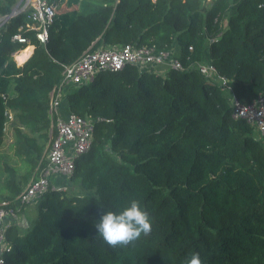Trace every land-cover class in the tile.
I'll use <instances>...</instances> for the list:
<instances>
[{"label": "trees", "instance_id": "obj_1", "mask_svg": "<svg viewBox=\"0 0 264 264\" xmlns=\"http://www.w3.org/2000/svg\"><path fill=\"white\" fill-rule=\"evenodd\" d=\"M17 1L0 0V14ZM206 1L69 0L47 44L34 40L21 66L12 54L23 45L12 36L23 16L0 30V148L9 108L12 150L25 168L0 162V202L17 214L56 134L50 93L63 65L86 50L156 45L186 67L210 59L232 87L196 67L164 74L127 64L72 88L70 111L100 118L93 144L76 158L66 191L39 198L27 227L8 226L4 264H183L194 251L202 264H264V142L231 107L233 94L245 104L264 94V0H229L215 37ZM133 198L148 210L152 234L112 248L94 223L101 209L119 212Z\"/></svg>", "mask_w": 264, "mask_h": 264}, {"label": "built area", "instance_id": "obj_2", "mask_svg": "<svg viewBox=\"0 0 264 264\" xmlns=\"http://www.w3.org/2000/svg\"><path fill=\"white\" fill-rule=\"evenodd\" d=\"M64 2L65 0H18L11 12L0 14V30L14 17L21 15L24 18V22L12 36L14 42L23 45V48L12 54L18 66L23 65L34 54L37 46L34 40L43 45L47 44L50 28ZM21 56H24L23 60H20ZM127 64L137 65L143 70L153 69L158 73L161 70L156 67L161 65L181 71L196 67L208 79H214L232 91L227 78L218 73L210 59L194 62L186 67L174 58L172 50H159L156 45L126 44L86 50L75 62L63 65V79L50 93L49 113L54 119L56 134L49 143L45 165L39 169L38 176L19 194L21 204H35L51 190L66 191L67 184H59L57 178L63 176L70 179L76 158L88 152L93 144L95 125L100 118H85L72 112L63 116L61 107L67 93L74 87L92 82L102 71H119ZM4 98L7 100L9 96L4 94ZM231 107L233 117L244 119L254 126L264 142V94L249 104L241 102L233 94ZM5 117L4 127L7 131L14 120V112L7 108ZM7 216H11L14 221L18 218L17 212L8 206L7 201L0 202V264L5 263L3 252L7 246V228L14 223H7Z\"/></svg>", "mask_w": 264, "mask_h": 264}, {"label": "clouds", "instance_id": "obj_3", "mask_svg": "<svg viewBox=\"0 0 264 264\" xmlns=\"http://www.w3.org/2000/svg\"><path fill=\"white\" fill-rule=\"evenodd\" d=\"M100 218L94 223L97 237L112 248L126 247L129 244L149 237L153 231L152 218L138 199H131L119 212L100 210ZM183 264H202L200 254L192 252Z\"/></svg>", "mask_w": 264, "mask_h": 264}, {"label": "rangeland", "instance_id": "obj_4", "mask_svg": "<svg viewBox=\"0 0 264 264\" xmlns=\"http://www.w3.org/2000/svg\"><path fill=\"white\" fill-rule=\"evenodd\" d=\"M217 3H214V0H207L206 4L208 7H212V12L214 13L211 16V19L207 26V32L210 37L217 36L227 24V15L226 10L230 5L229 0H217ZM68 107V102L64 104ZM69 109V108H68ZM12 129L8 130L5 138V143L0 149V162L5 161L10 166H13L17 169L20 174L25 172V168L21 166L18 160L15 157L14 151L12 150L13 145Z\"/></svg>", "mask_w": 264, "mask_h": 264}, {"label": "crops", "instance_id": "obj_5", "mask_svg": "<svg viewBox=\"0 0 264 264\" xmlns=\"http://www.w3.org/2000/svg\"><path fill=\"white\" fill-rule=\"evenodd\" d=\"M71 8V6H69V0H65V2H64V5L62 6V8H61V12L62 11H64V10H67V9H70ZM60 12V13H61ZM207 56H208V53H207ZM158 70H161V73H166L167 71H168V68L166 67V66H157L156 67ZM66 102H68L66 99L64 100V102H63V104H62V107H61V111H62V114H63V116H67L68 114H69V112H71L70 111V108H69V103H68V107H66L64 104L66 103ZM69 108V109H68ZM5 121H6V119H5ZM5 124V123H4ZM10 127H11V125H10ZM10 127H9V129H10ZM8 129V130H9ZM8 130L7 131H5V127H4V132L7 134V132H8ZM12 137H13V135H12ZM5 138H6V136H5ZM13 139H14V137H13ZM5 143V142H4ZM4 145V144H3ZM2 148V147H1ZM0 148V149H1ZM33 179V178H32ZM31 179V180H32ZM30 180V181H31ZM59 184H67V186H68V188H69V186H71V181L69 180V179H67V178H65V177H63V176H60V177H58L57 178V180H56ZM30 183V182H29ZM28 183V184H29ZM26 188V187H25ZM24 188V189H25ZM34 213H35V205L34 204H30V205H26L25 207H24V210L22 211V212H19V214H18V218H17V220L16 221H14V219L13 218H11V216H7L6 217V219H5V221L7 222V223H13V222H17V224L18 225H20V226H22V227H27L30 223H31V221L33 220V217H34Z\"/></svg>", "mask_w": 264, "mask_h": 264}, {"label": "bare ground", "instance_id": "obj_6", "mask_svg": "<svg viewBox=\"0 0 264 264\" xmlns=\"http://www.w3.org/2000/svg\"><path fill=\"white\" fill-rule=\"evenodd\" d=\"M24 57V56H23Z\"/></svg>", "mask_w": 264, "mask_h": 264}]
</instances>
